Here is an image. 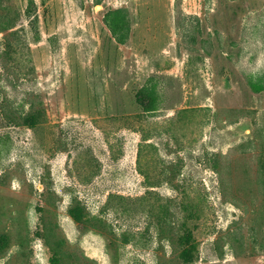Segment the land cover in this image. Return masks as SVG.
<instances>
[{
  "label": "rangeland",
  "instance_id": "rangeland-1",
  "mask_svg": "<svg viewBox=\"0 0 264 264\" xmlns=\"http://www.w3.org/2000/svg\"><path fill=\"white\" fill-rule=\"evenodd\" d=\"M0 264H264V0H0Z\"/></svg>",
  "mask_w": 264,
  "mask_h": 264
},
{
  "label": "trees",
  "instance_id": "trees-1",
  "mask_svg": "<svg viewBox=\"0 0 264 264\" xmlns=\"http://www.w3.org/2000/svg\"><path fill=\"white\" fill-rule=\"evenodd\" d=\"M139 103L145 108V109H151L153 107V100L151 96L146 97V88H142L140 95H139Z\"/></svg>",
  "mask_w": 264,
  "mask_h": 264
}]
</instances>
